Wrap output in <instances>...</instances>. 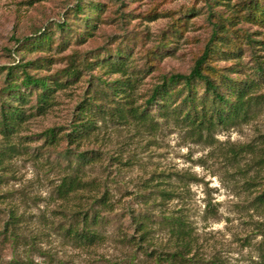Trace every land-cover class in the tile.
Here are the masks:
<instances>
[{
	"label": "rangeland",
	"instance_id": "obj_1",
	"mask_svg": "<svg viewBox=\"0 0 264 264\" xmlns=\"http://www.w3.org/2000/svg\"><path fill=\"white\" fill-rule=\"evenodd\" d=\"M251 1L0 0V109L9 99L24 110L19 125L0 127V264H157L144 247L172 251L173 238L160 221L180 213L190 227L195 264H264V202L257 198L264 188V72L253 71L255 58L264 60V0H254L257 8ZM212 30L224 39L220 49L239 56H214L210 64L259 82L253 93L260 97L246 116L196 131L161 117L156 103L146 108L153 126L127 111L124 118L109 114L118 100L141 105L162 75L188 72ZM40 33L51 36L50 46H30ZM117 50L125 52L123 70L104 63ZM71 59L80 75L54 92L45 111H36V89L21 86L20 98H6V67L37 60L30 74L53 75ZM126 78L127 96L119 89L114 95L111 81ZM92 94L108 112L94 117L81 141L45 140L48 128L69 131ZM81 151L97 153L96 160L77 166ZM76 172L100 182L92 193L106 189L115 205L101 210L102 240L91 246L65 233L74 204L91 202L88 192L68 200L56 193L61 178ZM160 188L180 194L164 198ZM130 209L153 219L143 246L128 240L138 235Z\"/></svg>",
	"mask_w": 264,
	"mask_h": 264
},
{
	"label": "trees",
	"instance_id": "obj_2",
	"mask_svg": "<svg viewBox=\"0 0 264 264\" xmlns=\"http://www.w3.org/2000/svg\"><path fill=\"white\" fill-rule=\"evenodd\" d=\"M251 6L257 8V1H251ZM250 7V6H249ZM95 10H100L98 5H92ZM263 12V11H262ZM88 17H86L87 19ZM93 24V23H92ZM40 33L32 42V45L42 47L50 46L51 36ZM215 30L211 31L204 48L200 55L195 59L192 67L186 73H169L162 75L160 81L152 88L148 97L141 105H134L125 100L126 103L116 101L115 106H111L113 112L110 115H116L124 118L123 112L127 111L131 117L141 124H157L153 119V114L149 113L146 108L148 105L158 104V112L161 117H172L175 122L191 128L192 130L202 131L209 130L218 124H226L238 118L240 115L246 116L251 103L257 101L260 95L253 92L257 88L259 82L257 79L245 76L233 77L229 73L231 71L219 72L210 64V58L214 56H223L224 58H234L239 55L230 50L220 49L219 44L224 43V39L217 37ZM123 53V54H122ZM125 52L116 51V56L105 59V64L116 70H123ZM37 60H28L14 66L5 68V90L9 92L6 98L13 96L21 97L20 87H30L36 89V111L43 112L53 102V94L62 88L66 81L76 78L80 75V67L75 63V59H71L68 65L53 75L33 76L27 70L28 66L36 63ZM256 64L253 71L260 76L264 72V60L259 57L255 58ZM38 62V61H37ZM87 65L88 61H84ZM236 64V63H235ZM59 74V77H58ZM64 78V79H63ZM130 79H115L111 81V89L114 95H118L119 91L124 95V88L121 86L129 85ZM198 87H202L199 94ZM17 94V95H16ZM100 100V99H99ZM111 100H114L113 97ZM95 94L90 99L80 105L78 109V119L72 128L62 133L59 127H51L45 130V140L49 143H58L65 139L67 145L75 144L87 135L88 131L94 128V117L97 114L106 113V107L101 102H96ZM9 102V103H8ZM24 110L22 107L10 104L9 99L1 103L0 109V127L3 130L14 128L23 121ZM97 153L93 151H81L77 155V166L96 160ZM100 182L95 180H84L79 172L73 174H65L56 186V193L62 199L77 197L80 191H87V199H91L90 203L74 204V210L71 213L72 222L66 227L65 233L77 244L91 246L102 240V234L97 230V226L102 222L103 211H113L115 209L114 202L110 199L109 193L105 189L99 196L95 195V190ZM158 193L162 197L178 196L180 192L176 189H158ZM81 196H84L82 193ZM259 201L264 202V188L257 195ZM150 197L144 199V203H148ZM98 205L100 208H95ZM131 221L135 226V232L138 234L132 240L137 246H143L150 240L149 223L153 220L148 211L135 213L132 209L128 210ZM160 223L168 227V232L173 238V249L170 252H144L153 258L156 263L165 262L167 264H195L191 255L193 239L190 232L188 221L183 213L165 217ZM141 248V247H140ZM8 264H30L28 261L12 260ZM59 264H63L59 262ZM129 264H134L130 262Z\"/></svg>",
	"mask_w": 264,
	"mask_h": 264
}]
</instances>
